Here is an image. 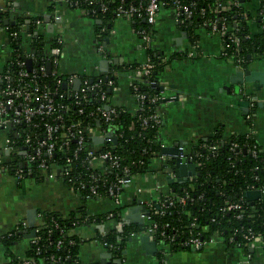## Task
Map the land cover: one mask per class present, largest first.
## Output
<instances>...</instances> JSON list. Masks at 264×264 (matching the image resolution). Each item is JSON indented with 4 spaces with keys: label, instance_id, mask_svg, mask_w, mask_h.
Here are the masks:
<instances>
[{
    "label": "crops",
    "instance_id": "obj_1",
    "mask_svg": "<svg viewBox=\"0 0 264 264\" xmlns=\"http://www.w3.org/2000/svg\"><path fill=\"white\" fill-rule=\"evenodd\" d=\"M257 5V0L247 2L251 9ZM55 14L60 16L59 34L54 23ZM0 16V72L11 51L5 26L17 24L21 20V44L25 51L30 49L31 35H42L46 45L48 43L47 48L51 46L49 44L52 39L57 35L61 36L58 73L63 77L70 74L85 73L91 76L109 73L115 83L109 103L130 111L136 108L130 86L141 77L135 68L129 66L146 61L149 56L147 47L161 56L163 54L167 63L157 74L163 98L157 107V116L161 121L159 153L164 155L163 147L169 150L164 157H171L176 152L177 144L186 143L192 137L206 139L217 128L223 137L249 131V123L245 119L247 113L252 114L250 125L257 145L264 151V86L260 84V88L256 89L254 83H248L240 92H236L237 85L230 81V76L235 69L242 68L243 64L239 66L233 60L221 57L220 37L207 28L198 27L194 30L197 38L194 40L196 46L193 47L187 31L175 21L171 10L162 9L156 18L152 41L149 46H144L138 34L139 28L146 26L143 20L142 25H135L132 19L115 17L109 23L95 15L85 14L79 7L55 0H0ZM5 20H9L7 24L4 23ZM250 29L254 33L258 32L255 24ZM99 48H103V51ZM191 50H194L193 56L188 55ZM175 53L178 55L171 56ZM102 59L108 61L105 71L100 69L99 62ZM78 60L88 63L86 66L78 64ZM246 67L263 70L264 56L250 58ZM245 94H249L251 100ZM241 102H246L247 105H242ZM250 102L254 103L251 107ZM6 136V131L0 130V146ZM187 164L192 163L184 165ZM167 167L160 159L151 160L149 170L138 174L132 184L123 188L119 206L109 197L81 199L78 193L64 183L55 169L51 175H42L40 181L28 176L17 180L8 171H2L0 231L10 229L20 221H26L29 225L28 222L32 220L34 225L37 223L38 213L43 210L67 214L84 206L88 214H101L121 207V217L117 220L111 218L97 224L91 222L72 230V233L82 239L77 263L109 264L121 259L122 264H155L158 262L159 251V245L155 241L154 244L142 246L138 234L133 235L127 240L119 258L102 244L100 237L108 230L115 229V221H130L127 217L129 215L133 219L142 218L139 207L144 205L141 201L155 200L171 191L170 184L173 182L168 183V180L174 172L169 175L172 172ZM173 168L180 172V181L191 176L186 175L189 169L181 170L178 165ZM177 181L179 182L174 175V182ZM137 188L142 192L137 193ZM130 225L138 227L137 223ZM27 246L28 237L23 235L9 249L16 256L22 257ZM251 254V258L247 260L241 249L216 240L204 244L200 249L170 251L165 255V261L166 264H264V246L260 242L255 244ZM5 263L6 250L0 244V264Z\"/></svg>",
    "mask_w": 264,
    "mask_h": 264
},
{
    "label": "trees",
    "instance_id": "obj_2",
    "mask_svg": "<svg viewBox=\"0 0 264 264\" xmlns=\"http://www.w3.org/2000/svg\"><path fill=\"white\" fill-rule=\"evenodd\" d=\"M188 1L195 2L197 12L192 16L191 23L187 27H181L187 31L188 37L192 42L197 38L194 30L202 27L203 22L225 17L227 23L232 25L234 20L239 19V16H236L239 11L237 8L227 12H213L212 10L216 9L217 0ZM238 1L246 2L248 0ZM82 3L84 4V2ZM83 4L80 5L81 8H87V5ZM261 4L264 11V0H261ZM112 7L113 4H110L108 11L105 13H101L95 7V16L100 17L103 21L112 23L115 18ZM200 8H204L203 15L198 13ZM0 18L2 17L0 16ZM133 21L135 25L136 23L142 25V19ZM20 22L9 26V29L6 31L11 51L10 57L0 75L9 74L10 79L4 80L1 78L0 88L6 84H10L11 86H15L18 83L21 85L24 83L31 85V81L27 77L20 80L18 71L21 68L28 70L29 74L34 71L35 80L38 85L51 92L54 103L59 107L56 108V112L53 115L32 117L29 122L16 124L15 129L20 134L18 136H16V133L11 128L7 131L5 130L10 139L19 143L28 134L32 139L36 138L38 140L44 134L43 123H57V116H61L67 124L71 120H80L83 125H97L99 129H110L113 134L111 141L104 142L97 149V153L111 150L119 163L117 168L108 166L103 175L104 179L95 181L98 184V192L102 196H107L105 191L109 187L108 184L113 183L117 176L123 175V168H126L130 175L147 172L154 153L160 152L161 148L159 139L161 123L156 122L152 117L153 114L157 115L161 92L158 85L153 86L150 82L153 80L157 82L158 72L167 63L165 56L163 54L162 56L159 55V53H156L150 47L146 48L150 61L155 65L154 71H152L149 78L141 76L139 81H133L130 86L132 94L135 91H139L145 95L140 108L138 107L130 111L124 107L115 106V113L111 114L109 120L104 121L100 113L96 111V107L103 106L109 102L108 100L106 102L102 101L100 95L104 92L106 99H109L111 95V90L108 89L105 82V77L110 78V74L91 76L85 73L81 74V77H87L88 82L92 81V83H96L98 79H101L100 90H97V88L90 89L85 92V97L84 93L80 91L77 92V98L75 94H69L70 87L66 89L63 88L62 83L58 84L51 71L48 73L47 70L42 72L39 70L40 65L47 64L48 60L51 59L47 50L48 43L46 45V41L42 35L30 36L29 51H25L22 48L23 32L21 26H19ZM240 23L241 28L237 32L241 41L239 52L244 56L243 66L246 67L248 62H250V58L264 56V30L253 33L251 38H244L243 35L246 34L248 25L242 19ZM13 32H15V35L11 34ZM52 42H54L53 39ZM52 42L49 45H52ZM176 55L178 54L175 53L171 56ZM22 60L25 63L23 67L17 64V61ZM138 65L133 63L129 67L135 68ZM154 96H158V99L152 100ZM76 100H80V104L76 105L74 103ZM61 105L69 106L70 108L65 110L64 108H60ZM78 108H82L83 112L79 113ZM90 112H92L91 116L89 115ZM143 118H145V122ZM98 121L100 123L99 126ZM62 132L63 130L59 129V133ZM216 140L219 142V147L214 152H210L206 148H200L199 146L191 147L189 153L191 161L195 164L199 162V165H195L196 173L191 178L170 184V195H188L185 204L183 206L175 205L167 207L165 208V213L152 214L151 216L152 221L157 222L160 226L162 223L169 222L172 227L177 229L176 236L178 239L169 244V250L172 252L191 250V247L182 246L179 242L182 239L193 236L196 232H200V237L205 240L209 234L218 230L225 238L233 235L236 242H241L244 240L243 235L247 234V230L250 229L253 232V237L264 239V194L260 193V196L252 204L245 196V192L250 189H260L261 187L264 189V151L257 145L253 134L240 133L223 137L218 128L208 138H200L199 143L210 144ZM233 142L239 145V150L236 153H233L229 148ZM92 143L91 137L86 136L81 149L76 152V142L70 139L69 149L55 152L51 161L60 164L62 170L67 171V179L71 178L74 183L79 180L90 185L88 174L99 173L89 167L88 162H86L87 151ZM253 145H256L257 148L256 156H253L250 151ZM195 154H199V156L196 157ZM67 156L70 158L69 162L66 160ZM32 167L30 177L36 181H40L42 174L38 169L37 163H32ZM8 172L11 173V169H8ZM66 178L63 177V181L68 186L70 182H67ZM87 188L86 186L80 189L74 188V190L79 194L81 199H92L86 197L88 193ZM118 191L120 192L121 190L119 189ZM160 200L162 201L163 199L160 198ZM226 202L240 203L241 208L246 213L244 217L236 219L234 212H223L221 208ZM121 210V207H116L110 212L88 214L84 206H80L75 210L69 211L67 214L46 210L40 211L39 213L44 220V224L39 226L36 233H34L33 229L37 225L20 228L19 224H17L18 228L11 236L0 240V244L6 250L5 264H18L20 262L19 257L12 253L9 248L14 241L19 240L23 236V231H33V236L28 237V246L24 254V256L33 257L31 264H38V262L45 264H78V250L82 239L75 234L68 235V233L77 226L90 223L92 218L99 221L111 218L117 220L121 217ZM247 214L251 215L248 216ZM53 222L57 223V226ZM192 222L194 225L190 226ZM138 231L139 228L137 226L123 223L121 232L112 228L102 235L101 239L111 243V252L121 258L120 254L131 233ZM35 236H39L40 238L36 244H33L30 242V238ZM70 239L75 240V244H70ZM58 241H60L59 244ZM241 247L243 253L248 252V248L245 245H241ZM52 256L57 260L53 261L51 259ZM160 256L159 254L158 259ZM155 264H160V261Z\"/></svg>",
    "mask_w": 264,
    "mask_h": 264
},
{
    "label": "built area",
    "instance_id": "obj_3",
    "mask_svg": "<svg viewBox=\"0 0 264 264\" xmlns=\"http://www.w3.org/2000/svg\"><path fill=\"white\" fill-rule=\"evenodd\" d=\"M56 2H64L69 6H75L81 8L82 2L83 5H87V8H81L85 14L96 15V10L100 11L101 13H105L109 9V5L113 4L112 11L115 17L120 18H127L132 20H144L146 26L140 27L138 30V34L143 42L144 46H149L150 42L152 41V35L154 33V25L156 23V18L160 10L162 9H169L171 10L175 21L184 27H187L191 23L192 16L197 12L196 4L194 1L188 0H55ZM249 1V0H248ZM248 1L239 2L238 0H217L216 2V9L212 10L213 12H221V11H231L234 8H237L239 11L237 12L236 16H239L238 20H234L233 24H228L225 17L221 18H214L210 19L208 22H203L202 27L207 28L211 33H216L220 37L221 40V50L220 56L223 58H228L233 60L236 64L241 66L244 62V56L240 54V36L238 35V31L241 28L240 20L246 21L248 25L247 32L244 34V38H251L253 35V31L250 29L252 24L256 25V30L263 31L264 30V11L263 6L261 4V0L258 1V5L256 8L251 9L247 6ZM91 7V8H90ZM198 13L200 15L204 14V8H200ZM60 16L54 15V23L56 26L57 33H60L59 28ZM6 31L9 29V26H5ZM103 31H105L103 29ZM15 35V32L11 33ZM10 34V35H11ZM61 45H62V37L56 36L54 42L51 46L47 48L48 53L51 56L49 59V63L51 64V73L56 79L58 84L63 82L66 83V89L69 88V94H75L76 98L77 92L84 93L85 92L97 88L100 90L101 86V79H98V82L92 83V81L87 80V77H81V74H70L66 77L61 76L57 71V63L61 52ZM192 46H196V41L192 42ZM100 51H103V48H99ZM189 56L194 55V50L188 52ZM257 57V56H254ZM159 59V58H158ZM17 64L21 67L24 66V61H17ZM154 63L150 61V58L146 59L145 62L139 64L135 67V70L141 76H145L149 78L151 76L152 71H154ZM39 70L42 72L46 70V64H42L39 67ZM18 76L20 80L27 77L31 81V85L28 84H20L18 83L15 86H11L10 84L3 85L0 88V130H9L10 128L16 133V136L20 135L19 131L16 130L15 125L20 122H29L32 117H42L44 115L50 116L56 112V108L59 107L54 103L53 96L48 89H44L38 85L35 80V73L32 71L29 74V71L21 68L18 71ZM9 80V74L0 75V80ZM79 78L80 84L77 89H74L73 83L75 79ZM106 85L108 89H114L115 83L113 78L105 77ZM153 86L159 84L153 80L150 82ZM21 85V86H19ZM71 87H73L71 89ZM111 88V89H110ZM245 93V92H243ZM133 96L136 100V108H140L141 103L145 97V95L141 92H134ZM247 98L251 100L249 94H245ZM100 99L102 101H109L106 99L105 93L102 92L100 95ZM158 99V96L152 97V100ZM163 99L160 97V100ZM76 105L80 104V100H76L74 102ZM254 103L250 102V107L253 106ZM60 108H64L68 110L69 106L61 105ZM79 113L83 112L82 108L77 109ZM96 111L100 113L103 117L104 121L110 119L111 114L115 113V106L111 105L109 102L104 104L103 106H97ZM92 115V112L89 113ZM152 117L155 119L156 122L161 123L160 119L156 114H153ZM58 122L51 123V122H44V134L38 140L36 138L32 139L28 134L22 138V140L17 143L15 140L10 139L7 135L4 139L2 146H0V172L8 171L11 169V174L17 180H21L24 177H30L32 173V163H37L38 169L41 171L42 175H51L52 170L55 169L58 172V175L63 179L66 178L67 171H63L60 164L55 163L52 160L53 155L55 152H59L62 150L69 149V140L73 139L76 142L75 151L81 149L83 141L86 136L91 137L92 145L89 146L86 156V162H88L89 167L98 171V174H88L90 178L89 182L90 185L82 181H72L71 178H66L67 182H70L68 187L75 191L74 188L80 189L84 187H88V193L86 197L89 198H100V197H109L112 201L119 206L120 204V193L122 192L124 187L129 186L132 184L134 178L138 174L130 175L127 172L126 168H123V175H119L116 177L115 181L108 184V189L105 191L107 196H102L98 192V184L95 181L103 180L104 173L106 172L108 166H112L117 168L119 166L117 157H115L111 150L104 151L102 153H97V149L103 144L104 142H108L112 140L113 134L112 131L106 129H99L96 126H92L89 124L83 125L80 120H71L68 124L61 118V116H57ZM247 123H249V131L245 132L246 134H253V127L250 125L252 124V114L247 113L245 117ZM145 122V118H143ZM98 121V126H99ZM59 129L63 130L62 133H59ZM200 138H190L189 141L186 143H180L176 146V152L171 155V157H164L165 155H161L159 152L154 153L153 159H160L163 161V164L167 166L175 165L174 162L177 164H185V163H192L195 165H199V162L193 163L191 161V157L189 155L191 147L199 146L200 148H206L210 152H214L219 147V142L216 140L213 143L206 144V143H199ZM230 150L233 153H236L239 150L238 143L233 142L230 145ZM250 151L253 156L257 154L256 145H253L250 148ZM43 155V156H42ZM196 157L199 154H195ZM67 162L70 161L69 156L66 157ZM171 164V165H169ZM170 168V167H167ZM173 168V167H172ZM171 172L170 170H168ZM173 174L170 173L169 175ZM175 175V174H174ZM174 175L171 176L174 177ZM192 176V175H191ZM189 176L188 178H191ZM77 184V185H74ZM121 190L120 192L118 190ZM250 190H260L261 194H264V189L261 187L260 189H250ZM76 192V191H75ZM137 193H141L142 190L140 188L136 189ZM77 193V192H76ZM160 198L163 200L161 201ZM175 198V199H174ZM186 196H174V194L170 195V192L166 195H161L155 200H146L141 201V203L145 207V211L141 213V217L143 219V227L139 229V232L135 233H142L149 235L150 238L159 245L158 261L160 264H166L165 255L170 252L169 244L173 242L175 239H178L177 229L171 226L169 222L162 223L160 226L157 222L152 221V214H163L165 213V208L170 206H183L186 202ZM165 202V203H163ZM224 211H232L234 212V217L236 219H242L246 214L244 210L241 208V204L237 202H226L225 205L221 208ZM250 216L249 214H247ZM101 221V220H100ZM95 218H92L93 223L97 224L100 222ZM90 222V223H91ZM55 226L57 223L53 222ZM123 220L115 221L114 227L118 232H121L123 229ZM20 228H27L30 227L26 221H20L19 223ZM44 224V220L40 213H38V220L36 228L33 229L34 233L38 231L40 225ZM194 225L192 222L190 226ZM17 225L14 227L0 231V240L2 238H7L12 235V233L17 229ZM135 233H131V236L135 235ZM74 234L72 231L68 233ZM130 236V237H131ZM39 236H35L30 238V242L36 244ZM244 240L241 242H236L233 238V235H230L228 238H225L220 231L216 230L213 231L211 234L208 235L207 239L203 240L200 237V232H196L193 236L182 239L179 244L182 246H188L192 249H198L200 246H203L207 243H213L216 240H221L227 246L236 247L242 249L241 245H245L248 248V252H245L244 255L246 259H250L252 254L251 250L254 249V246L257 242H260L262 246H264V239L259 237H253V232L248 229L247 234L243 235ZM101 239V237H100ZM101 242L104 246H106L109 250L112 249V244L108 243L101 239ZM169 242V243H168ZM60 241H58V244ZM70 244H75V240L70 239ZM19 263L18 264H31L33 262V257L28 256H18ZM53 261L57 259L51 257ZM113 264V263H109ZM122 264V262H121Z\"/></svg>",
    "mask_w": 264,
    "mask_h": 264
},
{
    "label": "water",
    "instance_id": "obj_4",
    "mask_svg": "<svg viewBox=\"0 0 264 264\" xmlns=\"http://www.w3.org/2000/svg\"><path fill=\"white\" fill-rule=\"evenodd\" d=\"M243 1V0H242ZM9 20H5L4 23L7 24ZM144 21V20H143ZM100 69L102 71L107 70L108 68V61L106 59H102L100 62ZM46 70L49 73L51 71V64L49 62H47L46 64ZM230 81L232 83H234L235 85H237L236 88V92H240V89L243 88L245 86V84L248 83H254L256 89L260 88V84H263L264 86V69L263 70H259V69H252V68H240V69H235V71L232 73V75L230 76ZM63 88L66 87V83L63 82L62 83ZM79 86V79H75L74 82V89H77ZM161 89V88H160ZM242 105H247L246 102H241ZM169 153L168 148L163 147L162 149V154L166 155ZM178 165L180 166L181 170L183 169H189L188 173H186V175H194L196 173L195 171V166L193 164H175V166ZM168 170H170L171 172H174L175 174V178L177 180H181L182 178H179V173L177 172L174 168H168ZM182 175L186 176L185 174L182 173ZM174 182V177L170 178L168 180V183ZM245 196L247 198V200L252 204L253 201L258 198L260 196V192L258 190H248L245 192ZM141 213H143L145 211V207L144 206H140L139 207ZM130 221H125L126 224H132V223H137L138 224V228L141 229L143 227V219L139 218V219H133L131 215L127 216ZM31 219V218H30ZM29 225L32 226L33 225V221L30 220ZM138 234V238L139 240L142 242V246H146L147 244H154V241H152V239L150 238L149 235L146 234H142V233H135V236ZM23 235L25 237H31L33 236V231H23ZM202 246H200L198 249H200ZM115 264H121V259H116L114 261ZM103 264V263H102Z\"/></svg>",
    "mask_w": 264,
    "mask_h": 264
},
{
    "label": "rangeland",
    "instance_id": "obj_5",
    "mask_svg": "<svg viewBox=\"0 0 264 264\" xmlns=\"http://www.w3.org/2000/svg\"><path fill=\"white\" fill-rule=\"evenodd\" d=\"M125 35H127V34H125ZM125 37H126V36H125ZM125 37H124V38H125ZM122 39H123V38H122ZM75 61H76V59H75ZM77 63H78V64H83V65L85 64V66H86V65H87L86 63H88V62L83 63L82 60H78Z\"/></svg>",
    "mask_w": 264,
    "mask_h": 264
},
{
    "label": "flooded vegetation",
    "instance_id": "obj_6",
    "mask_svg": "<svg viewBox=\"0 0 264 264\" xmlns=\"http://www.w3.org/2000/svg\"><path fill=\"white\" fill-rule=\"evenodd\" d=\"M242 68L245 67V66H241Z\"/></svg>",
    "mask_w": 264,
    "mask_h": 264
}]
</instances>
